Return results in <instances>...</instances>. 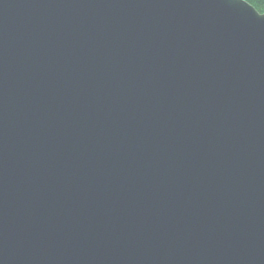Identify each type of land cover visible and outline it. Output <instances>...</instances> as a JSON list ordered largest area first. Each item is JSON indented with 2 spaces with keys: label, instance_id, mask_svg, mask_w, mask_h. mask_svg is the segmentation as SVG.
Here are the masks:
<instances>
[{
  "label": "water",
  "instance_id": "obj_1",
  "mask_svg": "<svg viewBox=\"0 0 264 264\" xmlns=\"http://www.w3.org/2000/svg\"><path fill=\"white\" fill-rule=\"evenodd\" d=\"M0 264H264V12L0 0Z\"/></svg>",
  "mask_w": 264,
  "mask_h": 264
},
{
  "label": "trees",
  "instance_id": "obj_2",
  "mask_svg": "<svg viewBox=\"0 0 264 264\" xmlns=\"http://www.w3.org/2000/svg\"><path fill=\"white\" fill-rule=\"evenodd\" d=\"M254 5L260 12H264V0H247Z\"/></svg>",
  "mask_w": 264,
  "mask_h": 264
}]
</instances>
